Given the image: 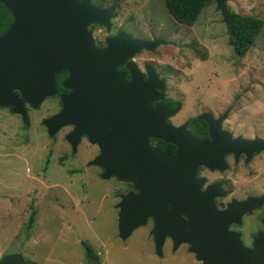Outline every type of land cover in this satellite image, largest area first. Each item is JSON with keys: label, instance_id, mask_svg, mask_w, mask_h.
Instances as JSON below:
<instances>
[{"label": "water", "instance_id": "95a60500", "mask_svg": "<svg viewBox=\"0 0 264 264\" xmlns=\"http://www.w3.org/2000/svg\"><path fill=\"white\" fill-rule=\"evenodd\" d=\"M227 1L215 0L224 22L230 26L235 17L229 13ZM0 3L13 16V23L0 35V105L11 106L25 118L24 102L38 107L55 93L53 76L62 71L70 73L63 87L72 93L61 97V112L44 124L50 134L62 126L75 124L76 130L67 140L74 145L80 136L88 133L91 142L101 149V155L92 164L105 167L103 179L115 177L119 181L134 182L139 192L121 195L116 206L121 240H126L152 218L151 235L158 256L165 236L170 235L175 246L177 241L192 245L199 241L209 246L208 251L192 250L204 264H264V237L256 238L252 249H245L227 232L230 217L225 219L218 215L216 218L209 208L202 212L197 206L189 212L194 215L189 232L183 233L179 203L173 201L172 193H163L167 180L175 175L171 166L202 163L211 167L221 163L222 151L235 152L236 149L245 151L249 158L264 149V139L229 138L228 142L220 143L216 137L218 130H212L211 126L219 125L225 115L218 120L209 114L200 117L210 126V142L197 141L182 132L186 138L168 125L166 119L178 109L151 107L152 101L160 100L165 92L164 81L159 80L151 65L146 66V81L133 63L127 64L134 78L130 83L126 84L123 76L114 72L116 66L141 50L154 51L164 42L131 39L119 33L106 40L104 49L95 46L90 26L109 28L114 6L99 8L90 0H0ZM154 90L161 94L154 96ZM107 119L111 122L110 133L102 130ZM150 137L187 143L178 145L179 152L168 159L160 151L149 148ZM192 150L196 152L190 153ZM177 179L178 176L174 181ZM157 189H162L161 194ZM263 202L264 196L251 198L234 204L227 214L251 210ZM168 204L178 205V208L169 212ZM199 213L202 217H198ZM0 264L27 262L21 254H10L2 257Z\"/></svg>", "mask_w": 264, "mask_h": 264}, {"label": "rangeland", "instance_id": "374dc122", "mask_svg": "<svg viewBox=\"0 0 264 264\" xmlns=\"http://www.w3.org/2000/svg\"><path fill=\"white\" fill-rule=\"evenodd\" d=\"M90 1L99 8L114 6L113 28L122 24L128 32L164 42L133 58L140 68L150 64L165 79L168 96L181 102L173 122L228 110L224 125L234 134L264 139V0L227 1L231 13L263 21L243 57L235 55L228 43V26L215 0L209 1L191 26L178 24L163 0ZM102 33L95 31L97 36ZM52 107L46 102L35 122L40 123ZM3 131L1 126L2 141ZM25 135L12 139V156L0 148V259L21 254L31 264H95L85 257L86 244L97 254L99 264H185L183 250L174 253L164 246L162 256L155 254L150 220L126 240L119 238L116 206L121 195L133 192L129 189L135 188L134 182L98 177L97 168L85 165L86 145L69 155L61 137L54 141L60 148L58 178H54V168L46 176L40 166L45 153L39 154L46 148L38 146L47 142L45 130L36 126V133ZM19 151L25 156H19ZM250 173L251 190L258 193L264 188V151L250 162ZM33 210L35 220L27 240L26 221Z\"/></svg>", "mask_w": 264, "mask_h": 264}, {"label": "flooded vegetation", "instance_id": "af4514ba", "mask_svg": "<svg viewBox=\"0 0 264 264\" xmlns=\"http://www.w3.org/2000/svg\"><path fill=\"white\" fill-rule=\"evenodd\" d=\"M229 13L231 14L230 11ZM115 20H117V18L113 12L112 17L109 21V28L96 25L90 26V30L92 31L93 37L96 41V46L99 49H104L106 47V40L116 37L119 33H123L129 36L131 39H141L150 41V38L141 37L138 34L135 35L131 32H128L127 30H125L122 24H119L116 29L113 28V23H115ZM96 30H99L100 33H102V30H104V33L97 36L95 34ZM129 63H133L138 72L143 75L144 81L148 80V72L146 69V65L150 66V64H144L143 68H140L135 62L134 58H132L126 60V62H124L122 65H118L114 68V72L117 74H121L126 84L130 83L134 79L129 68L127 67V64ZM69 75V72L62 71L61 73H56L53 76V87L55 89V93L50 97H46L38 107L33 108L29 104L24 102L23 108L25 111V118L20 113L15 112L11 106L2 107L3 109L0 110V128L1 126L4 127V131L2 134V136L4 137V141L0 139V146H2L0 148L4 149L7 156H12V152L10 151L12 149L11 144L12 139L14 137L26 136V132L36 133V126L42 127L45 130L48 139L46 143L38 142V146H40V148H46L43 150V153H39L41 155L45 153V160L40 164V166L41 169L45 171L46 176L47 172L49 173V170H52L54 168V178H58L57 154L60 148L58 144H54V141H59L61 137L62 139L60 141L67 145V151L69 155L76 154V152H78V149L79 151H81L82 149H80V147L85 144L86 149L84 152L88 156L87 160L85 161V165H87L86 167L97 168L98 170L96 175H98V177H102L105 172V167L99 164H92V162H94L96 158L101 155V149L97 145V143L93 144L91 142L88 133H85L80 136V138L78 139V143L73 145L72 142H69L67 140V138L75 132L77 127L75 124L62 126L60 129L54 131L53 134L49 133L48 128L44 124L46 120L54 118L61 112V97L72 93V90L63 87V83L69 77ZM158 78L159 80H161L159 74ZM164 87L166 89L165 79ZM13 94L19 97L18 92L14 91ZM160 94L161 93L158 90L153 91L154 96H158ZM49 101L51 104H53L51 112L45 115L40 120V123L35 122V116L38 113L37 111L40 110L44 106V104ZM150 105L152 108L158 106H166L169 111H174L178 109V112L176 114L166 119V123L172 126L174 130H178L181 134L182 132H185L189 134L190 138L196 139L197 141H211L210 126L206 124L203 119L200 118L203 114H209L214 120H218L225 115V118L220 122L219 125L211 126L212 130H218L216 137L221 140L220 143L228 142L229 138H231L232 140H235L237 138H241L242 140H253L255 138H259H249L240 134H234L232 130L227 128L224 125V122L228 117V110H225L223 113L221 112V114L217 113L216 115L212 114L211 112H202L200 114L195 115L192 119L184 121L183 123L173 122V119L181 111L182 105L180 101L175 100L171 96H168L166 91L162 94V98L160 100L152 101ZM107 120L105 121V125H103L102 130L105 133H110L112 132L111 122L109 119ZM200 121L204 122L205 124L200 123ZM56 127L57 126H54L53 128ZM183 136L187 138L186 135ZM148 142L150 149L160 151V153L168 157V159L173 158L179 152L178 145L187 143L186 141H179L177 142V144L174 142H166L163 140H159L153 137H150L148 139ZM263 151L264 149L259 153L252 154L249 158H247V153L242 149H236L235 152L222 151L221 163H215L211 165V167L202 163H193L190 166H171V170L175 172V175L170 176L172 180H170V178L167 180V188L163 190V193L164 191L167 195L172 193L174 196L173 201L179 203V209L181 210L179 218L184 224L183 233L189 232L191 217L194 218L193 213L190 214L189 212L194 211V208L197 206V208L202 210V212L206 208H209L210 211L215 214L214 216L216 218L219 217L218 215L222 216L225 219L230 217L229 223L227 225V232L228 234L233 236L234 242L236 241L237 243H240L241 246L245 249H252V245L255 239L258 237H264V202L251 210H241L235 212L234 214H227L229 208L234 204H241L247 201L248 199L260 198L264 196V188L258 193L252 192V173H250V162L253 160V158H255L258 154ZM189 152L194 154L196 151L192 150ZM19 153V156H25L24 154H21L20 151ZM17 155L18 154L16 153L14 156ZM176 176H178V179L174 181ZM130 190L133 191L135 194L139 192L138 190L132 187L129 189V191ZM161 190L162 189H157V192L161 194ZM176 206L178 208V205ZM176 206L168 204V211L171 212L175 210ZM31 212H34L36 214L34 210ZM198 217H202V214L200 215L199 213ZM148 220H150V231L152 232V228L154 227V221L152 218ZM27 222L28 220L26 221V224ZM150 238L154 245L153 251L156 254L154 238L153 236H150ZM164 246H169L174 253L179 250H183L185 253L184 260H186L184 261L185 264H204L203 261L197 259V253L192 251L193 248H200L201 251H208L209 249H211L207 245H201L199 241L195 242L193 245L183 241H177V244L175 246L174 239L170 235L165 236L164 243L161 249H163ZM159 256H162V251L161 255Z\"/></svg>", "mask_w": 264, "mask_h": 264}, {"label": "trees", "instance_id": "16d2710c", "mask_svg": "<svg viewBox=\"0 0 264 264\" xmlns=\"http://www.w3.org/2000/svg\"><path fill=\"white\" fill-rule=\"evenodd\" d=\"M164 6L172 18L181 25L191 26L200 12L208 6L209 0H163ZM235 19L228 26V43L234 53L242 57L253 46L257 36L263 28V21L250 16H238L231 13ZM13 23L11 12L0 3V35L4 34ZM175 106V104H174ZM200 123L205 124L200 121ZM35 213L31 212L26 224L25 238L30 239V228L34 223ZM85 257L90 263L99 264V258L94 251L85 244ZM31 264V262H27Z\"/></svg>", "mask_w": 264, "mask_h": 264}]
</instances>
